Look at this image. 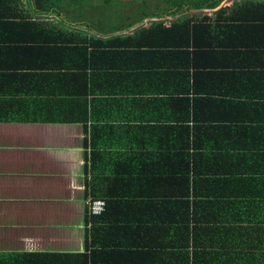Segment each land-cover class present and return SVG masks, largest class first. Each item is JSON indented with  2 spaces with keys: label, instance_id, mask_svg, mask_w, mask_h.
<instances>
[{
  "label": "crops",
  "instance_id": "obj_1",
  "mask_svg": "<svg viewBox=\"0 0 264 264\" xmlns=\"http://www.w3.org/2000/svg\"><path fill=\"white\" fill-rule=\"evenodd\" d=\"M98 1L95 5L105 0ZM109 1V9L115 5L126 22L137 18V0ZM74 4L65 0L62 7ZM142 4L147 10L169 8L164 13L167 22L180 16H169L175 9L170 1ZM26 12L38 18L35 0H0V264H40L38 255L83 253L86 233L92 227L87 219L97 216L91 214L90 202L104 200L100 197L110 191L114 165H125L127 180L134 177V165H142V185L153 177L147 176L145 165L151 169L158 165L159 170L187 165L182 166L188 169L187 175L172 182L183 183L184 188L189 182L191 201L214 202L213 218H226L234 228H248L251 212L247 205L257 200L264 182V133L254 126L264 112V93L253 92L258 83L213 81L211 76L194 77L190 70L193 76L188 84L182 86L174 78L162 81L160 87L184 90L182 97L189 100L165 103L171 98L167 96L158 101L157 116L164 122L151 124L148 103L128 93L121 98L107 74L95 69L96 93L89 95V122H62L67 113L79 114L74 99L84 102V98L70 97L65 82L53 81L39 89L36 74L43 70L36 40L31 31L27 35L16 25ZM75 14L54 18L49 12L43 17L58 25L84 26L86 21ZM105 28L110 30L100 37L114 35L115 30ZM164 64L179 69L181 60L168 57ZM156 83L155 79L146 81L147 89ZM38 112L48 119L33 120ZM91 165L96 166L94 172ZM133 185L131 181L126 189ZM211 225L220 228L218 223ZM250 244L237 241L232 246L248 248Z\"/></svg>",
  "mask_w": 264,
  "mask_h": 264
},
{
  "label": "trees",
  "instance_id": "obj_2",
  "mask_svg": "<svg viewBox=\"0 0 264 264\" xmlns=\"http://www.w3.org/2000/svg\"><path fill=\"white\" fill-rule=\"evenodd\" d=\"M64 1L35 0L38 18L34 20L26 12L16 23L23 33L29 35L31 31L36 40L39 68L43 70L36 74L39 89L53 81L65 82L70 97L84 98V102L74 99L79 114L67 113L62 122H89V95L96 93L95 69L107 74L111 88L121 98L133 94L143 104L148 103L151 124L164 122L157 116L158 101L167 96L171 98L165 103L179 100L184 104V100H189L182 97L184 90H174L171 86L169 90L160 88L164 80L175 78L183 86L193 75L206 79L211 76L213 81L258 83L259 88L253 92L264 93V86L260 85L264 84V0H231L233 3L221 8L227 0H163L172 2L175 8L169 16L180 15L168 22L164 13L169 8L147 10L142 3L154 0H137L140 6L137 18L128 23L123 16L122 20L118 17L114 27L111 26L114 35L107 38L100 34L110 29L101 26L102 23H89L93 16L97 19L90 4L85 6V16L79 15L86 21L84 26L58 25L45 20L43 16L49 12L54 18L61 13L71 17L74 11L64 9ZM142 12L145 15L140 21ZM168 57L181 60L179 69L172 67V63L164 64ZM83 62L86 66H82ZM102 62L104 66H100ZM153 79L158 83L147 89L146 81L150 83ZM34 115L37 116L32 119L37 122L48 119L41 112ZM254 126L264 133V112ZM91 166L94 172L96 166ZM145 166L147 176L153 177L146 178V185H142V165H134L131 172L134 177L128 180L125 165H114L112 187L106 196L100 197L106 202L105 211L87 219L92 227L86 233L83 253L38 255L42 259L39 263L264 264V182L257 200L247 205L251 212L248 228H234L226 218H213L214 202L191 201L189 182L185 188L183 183L172 182L187 175L188 169L182 167L187 165H180L179 169L168 165L166 170H159L158 165H153V169L151 165ZM88 172L87 166L86 179ZM131 181L134 185L126 189ZM211 223H218L220 228H213ZM237 241L253 244L248 248H233Z\"/></svg>",
  "mask_w": 264,
  "mask_h": 264
},
{
  "label": "rangeland",
  "instance_id": "obj_3",
  "mask_svg": "<svg viewBox=\"0 0 264 264\" xmlns=\"http://www.w3.org/2000/svg\"><path fill=\"white\" fill-rule=\"evenodd\" d=\"M74 1L76 4L70 5L69 8L70 9L74 8V11L78 15L83 14V16H85V11H87V9H85V6L87 4H90L91 6L94 7V11H95L94 15L97 16V19L93 16L91 21H89V23H91V25H93L94 22H96L98 25H100L99 23H102L101 26L111 27V26H114L115 23H117L118 17L119 18L121 17L122 11L116 9L115 5H113V9H109V7H108L109 5L105 2L103 3V1H101L102 3L97 4V5H95V4L97 2H99L98 0H74ZM105 15H107V16H105ZM91 29H92V27H91Z\"/></svg>",
  "mask_w": 264,
  "mask_h": 264
},
{
  "label": "built area",
  "instance_id": "obj_4",
  "mask_svg": "<svg viewBox=\"0 0 264 264\" xmlns=\"http://www.w3.org/2000/svg\"><path fill=\"white\" fill-rule=\"evenodd\" d=\"M106 208V202L104 200H94L90 202V212L92 215H102Z\"/></svg>",
  "mask_w": 264,
  "mask_h": 264
},
{
  "label": "flooded vegetation",
  "instance_id": "obj_5",
  "mask_svg": "<svg viewBox=\"0 0 264 264\" xmlns=\"http://www.w3.org/2000/svg\"><path fill=\"white\" fill-rule=\"evenodd\" d=\"M231 1V0H230ZM226 2H228V0L226 1ZM164 4L163 3H161V6H163Z\"/></svg>",
  "mask_w": 264,
  "mask_h": 264
},
{
  "label": "water",
  "instance_id": "obj_6",
  "mask_svg": "<svg viewBox=\"0 0 264 264\" xmlns=\"http://www.w3.org/2000/svg\"><path fill=\"white\" fill-rule=\"evenodd\" d=\"M226 3H227V2H224V3L222 4V6L225 5Z\"/></svg>",
  "mask_w": 264,
  "mask_h": 264
}]
</instances>
